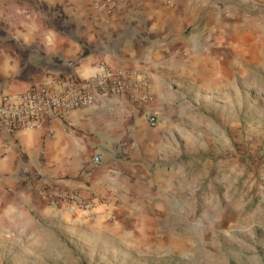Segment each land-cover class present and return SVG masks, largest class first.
<instances>
[{
    "label": "crops",
    "instance_id": "0c3cea01",
    "mask_svg": "<svg viewBox=\"0 0 264 264\" xmlns=\"http://www.w3.org/2000/svg\"><path fill=\"white\" fill-rule=\"evenodd\" d=\"M98 4L0 0V104L33 87L80 85L100 65L149 92L147 100L130 93L99 98L47 128L0 133V239L8 240L7 256H17L16 264H68L71 252L76 264H119V254L108 262L97 233L124 230L137 216L135 200L149 203L158 190L160 175L148 159L167 111L179 94L238 95L243 65L264 52V0ZM36 188L78 193L93 208L50 206Z\"/></svg>",
    "mask_w": 264,
    "mask_h": 264
},
{
    "label": "rangeland",
    "instance_id": "374dc122",
    "mask_svg": "<svg viewBox=\"0 0 264 264\" xmlns=\"http://www.w3.org/2000/svg\"><path fill=\"white\" fill-rule=\"evenodd\" d=\"M256 59L243 65L238 95H178L148 159L158 190L149 203L135 200L124 230L97 233L108 262L128 254L127 264H141L148 249L147 264H264V52ZM7 243L0 239V264H16Z\"/></svg>",
    "mask_w": 264,
    "mask_h": 264
},
{
    "label": "built area",
    "instance_id": "2783aa9c",
    "mask_svg": "<svg viewBox=\"0 0 264 264\" xmlns=\"http://www.w3.org/2000/svg\"><path fill=\"white\" fill-rule=\"evenodd\" d=\"M98 7L112 9L120 1L126 0H97ZM99 73L78 85L71 83L55 90L44 87H33L19 94L14 102L0 104V133L19 130H39L47 128L50 122L70 110L93 107L98 104L99 98L119 97L126 93L132 96L149 98L146 84L126 82L119 73H112L106 66H99ZM141 92V94H140ZM148 122L154 125L153 116L148 117ZM99 157H93L92 162L98 164ZM40 197H44L50 206H74L77 209L90 211L91 203L83 199L78 193L66 194L57 190L47 191L36 188ZM93 214L88 216L89 220Z\"/></svg>",
    "mask_w": 264,
    "mask_h": 264
}]
</instances>
